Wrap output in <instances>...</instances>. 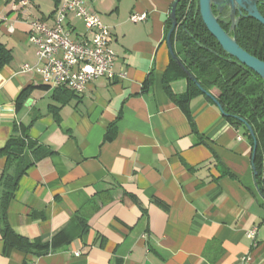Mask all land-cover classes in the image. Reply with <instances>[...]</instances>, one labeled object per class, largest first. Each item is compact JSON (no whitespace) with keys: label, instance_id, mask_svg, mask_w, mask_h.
Returning <instances> with one entry per match:
<instances>
[{"label":"crops","instance_id":"obj_1","mask_svg":"<svg viewBox=\"0 0 264 264\" xmlns=\"http://www.w3.org/2000/svg\"><path fill=\"white\" fill-rule=\"evenodd\" d=\"M28 1L0 0V43L13 53L0 71V149L17 125L53 154L21 178L8 207L32 247L8 250L0 232V264H264L251 142L206 95L181 106L165 88L167 78L175 96L188 91L166 41L176 0H83L110 27L125 78H99L80 95L22 72L37 63L30 22H50L62 2ZM136 13L147 20L132 23ZM64 26L74 41L93 37L72 13ZM6 163L0 156V177Z\"/></svg>","mask_w":264,"mask_h":264},{"label":"trees","instance_id":"obj_2","mask_svg":"<svg viewBox=\"0 0 264 264\" xmlns=\"http://www.w3.org/2000/svg\"><path fill=\"white\" fill-rule=\"evenodd\" d=\"M259 9L264 15V6L260 5ZM215 13L218 14L216 11ZM227 13L225 11L220 19L222 27L236 38L241 48L264 62V26L253 18L242 17L236 29L230 31V20L224 19ZM177 20L178 26L172 35L177 57L196 82L218 100L227 114L224 116L226 120L242 130L252 146L253 138L244 122L250 125L255 133L258 147L254 160L257 174H254L253 192L259 195L264 203V81L230 57L212 37L202 21L199 0H181L177 7ZM171 26L169 19L167 34ZM12 60V51L0 43V71ZM171 67L177 74L176 78L188 80L187 93L178 97L170 92L169 80L165 79V88L176 104L186 105L195 96L204 94L196 82L190 80L173 60ZM151 84L150 78L145 88ZM24 98L25 94H22L20 101L22 102ZM53 111L55 112V109ZM191 123L194 132H197L193 118ZM29 129L30 127L19 128L16 125L14 134L5 147L0 149V156L7 160L0 177V232L8 250L11 248L27 250L32 247L10 227L7 219L8 207L21 178L38 162L53 154L52 150L29 137ZM113 131L115 125L112 127ZM107 139H112V135ZM229 175L234 178L231 173Z\"/></svg>","mask_w":264,"mask_h":264},{"label":"built area","instance_id":"obj_3","mask_svg":"<svg viewBox=\"0 0 264 264\" xmlns=\"http://www.w3.org/2000/svg\"><path fill=\"white\" fill-rule=\"evenodd\" d=\"M16 5L26 7L28 0H16ZM72 13L82 21L91 40L77 42L71 38L64 22ZM146 14H133L132 23L144 22ZM110 27L92 13L83 0H62L52 20H34L30 22L29 41L36 48L37 63L25 65L22 72L38 73L43 83L51 88H63L75 94H82L88 86L99 78L110 81L122 80L124 73H115L116 54L110 48ZM257 229L248 233L256 238ZM77 256L80 253H76ZM244 264H252L249 257L243 258Z\"/></svg>","mask_w":264,"mask_h":264},{"label":"water","instance_id":"obj_4","mask_svg":"<svg viewBox=\"0 0 264 264\" xmlns=\"http://www.w3.org/2000/svg\"><path fill=\"white\" fill-rule=\"evenodd\" d=\"M181 0H176L172 5L170 11V20L172 23L171 29L167 34L166 41L172 60L186 73L188 78L196 82L192 74L186 69L182 61L177 57L174 45L172 43V35L178 26L177 7ZM264 6V0H199V11L203 23L212 37L219 43L222 49L233 59H235L242 66L248 68L264 81V62L252 56L240 47L235 37L230 35L221 25L220 19L222 14L227 11V16L224 19H229L231 22L230 31H234L242 17H250L258 21L264 26V15L260 12L259 6ZM215 11L218 13L216 14ZM199 89L220 109L222 115L226 116L221 104L216 98L205 91L199 83ZM242 122H244L242 120ZM251 137L253 138V152H252V170L256 175V167L254 160L257 153L258 142L255 133L250 125L245 123Z\"/></svg>","mask_w":264,"mask_h":264}]
</instances>
